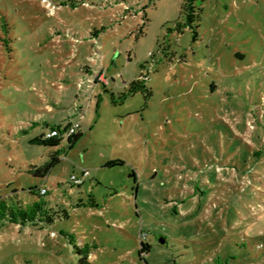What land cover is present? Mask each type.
Returning <instances> with one entry per match:
<instances>
[{
    "label": "rangeland",
    "instance_id": "rangeland-1",
    "mask_svg": "<svg viewBox=\"0 0 264 264\" xmlns=\"http://www.w3.org/2000/svg\"><path fill=\"white\" fill-rule=\"evenodd\" d=\"M184 2L0 0V196L44 188L57 217L1 225L0 264H76L62 233L92 264H264V0H195L183 30Z\"/></svg>",
    "mask_w": 264,
    "mask_h": 264
},
{
    "label": "trees",
    "instance_id": "trees-1",
    "mask_svg": "<svg viewBox=\"0 0 264 264\" xmlns=\"http://www.w3.org/2000/svg\"><path fill=\"white\" fill-rule=\"evenodd\" d=\"M194 1L195 0H185L182 6V12L184 13V23L182 24L181 28L184 30L186 26H189L195 19L199 18V12L197 9H195L194 6ZM200 10V9H199ZM1 28L7 29V25L4 21L0 23ZM195 38V37H193ZM0 36V40H1ZM195 40V39H193ZM261 48H256L250 49L252 57L249 56L250 59L254 57V59L251 60H256L259 64H263L264 68V51H263V46L259 45ZM222 49H227L229 51V60H230V67L232 70L235 72L239 71H248L245 68V64L249 63L250 61L247 60L246 54L241 55V51L238 50L234 46H222ZM259 49V50H258ZM236 51H239L238 54L241 55V58L233 56V54L236 53ZM241 52V53H240ZM239 64L241 66H236L235 65ZM242 63V64H240ZM211 90L215 91L217 89L216 84H211ZM69 125V124H68ZM66 128H61L60 124H54V125H47L45 126L46 131L41 132L40 134L32 137L29 142L32 144L36 145H43L47 147H58L61 144H65L66 146L72 145L80 136L79 132V124L76 130L72 133H69L66 135ZM53 130H56V134L52 135L51 132ZM250 156L252 158H260L262 156V151L257 149L253 150L252 152L250 151ZM59 162V157L57 155V152H54L49 155L48 160L38 166V167H33L31 169H28L27 171L34 176L44 178L46 174L49 172V170ZM109 166H114V165H119V162L114 161L110 162L108 164ZM88 176V175H87ZM83 180L80 183H75L71 178L69 180L70 185L79 187L81 184H83ZM28 197H20L18 194H16V191H12V194L8 196H0V226L3 225L4 223H9V224H17L20 226H42L43 225H49L54 222V219L57 218L55 217L56 213L52 211L50 208V202L47 200L45 197L47 195V191L42 188L39 189L38 191H35L34 188H29L27 191ZM66 214H64V217ZM62 233V232H61ZM68 238V243L72 246V253L76 256V264H92L89 261V251L87 247H81V244L78 242V245L75 244L74 240H72L71 235H67L65 233H62ZM163 240V243L158 244L162 247L166 245L165 238L160 237ZM152 249L151 244L149 243H143L141 242V246L139 248V254H148ZM233 259V257H232Z\"/></svg>",
    "mask_w": 264,
    "mask_h": 264
},
{
    "label": "built area",
    "instance_id": "built-area-1",
    "mask_svg": "<svg viewBox=\"0 0 264 264\" xmlns=\"http://www.w3.org/2000/svg\"><path fill=\"white\" fill-rule=\"evenodd\" d=\"M78 127V123H73V124H69L67 129H66V135H68L69 133H72L76 130V128ZM52 135L56 134V130H53L51 132ZM88 175V171H83L81 173V176L80 177H77L75 175H71L70 178L75 182V183H80L85 176Z\"/></svg>",
    "mask_w": 264,
    "mask_h": 264
},
{
    "label": "water",
    "instance_id": "water-1",
    "mask_svg": "<svg viewBox=\"0 0 264 264\" xmlns=\"http://www.w3.org/2000/svg\"><path fill=\"white\" fill-rule=\"evenodd\" d=\"M235 57H237V58H241L242 56L239 55L238 53H236V54H235ZM158 240H159V243H160V244L163 243L162 238H159Z\"/></svg>",
    "mask_w": 264,
    "mask_h": 264
}]
</instances>
